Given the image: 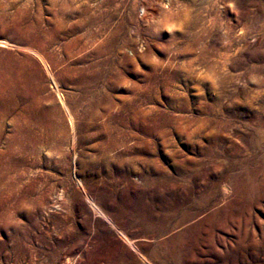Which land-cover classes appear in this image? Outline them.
Returning <instances> with one entry per match:
<instances>
[{
    "label": "rangeland",
    "instance_id": "rangeland-1",
    "mask_svg": "<svg viewBox=\"0 0 264 264\" xmlns=\"http://www.w3.org/2000/svg\"><path fill=\"white\" fill-rule=\"evenodd\" d=\"M0 264H264V0H0Z\"/></svg>",
    "mask_w": 264,
    "mask_h": 264
}]
</instances>
